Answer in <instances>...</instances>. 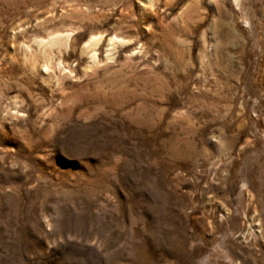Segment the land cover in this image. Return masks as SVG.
<instances>
[{"label": "rangeland", "instance_id": "374dc122", "mask_svg": "<svg viewBox=\"0 0 264 264\" xmlns=\"http://www.w3.org/2000/svg\"><path fill=\"white\" fill-rule=\"evenodd\" d=\"M0 264H264V0H0Z\"/></svg>", "mask_w": 264, "mask_h": 264}, {"label": "bare ground", "instance_id": "6f19581e", "mask_svg": "<svg viewBox=\"0 0 264 264\" xmlns=\"http://www.w3.org/2000/svg\"><path fill=\"white\" fill-rule=\"evenodd\" d=\"M100 38V37H99ZM117 38V37H116ZM115 38V39H116ZM68 39L69 38H67V39H65L64 37H57V38H55L54 40L55 41H61V42H64V45H67L68 44ZM98 37H92L90 40H88V42L86 43V49H89L90 50V52H94V45H95V43L96 44H98ZM111 40H114V39H111ZM115 41V40H114ZM114 41H112V42H114ZM117 41V40H116ZM51 43H54L53 41L51 42ZM114 44H115V42H114ZM54 45V44H53ZM111 45H113V44H111ZM26 48V47H25ZM29 50V49H28ZM92 57H95V54H93L92 55ZM92 59H94V58H92ZM46 67V66H45ZM46 68H48V65H47V67Z\"/></svg>", "mask_w": 264, "mask_h": 264}]
</instances>
